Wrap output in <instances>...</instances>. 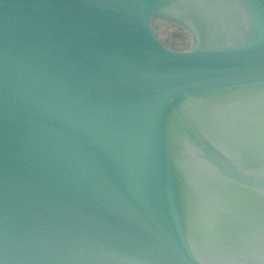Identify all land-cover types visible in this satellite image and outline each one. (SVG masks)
I'll return each mask as SVG.
<instances>
[{
  "label": "water",
  "instance_id": "obj_1",
  "mask_svg": "<svg viewBox=\"0 0 264 264\" xmlns=\"http://www.w3.org/2000/svg\"><path fill=\"white\" fill-rule=\"evenodd\" d=\"M0 264H264V0H0Z\"/></svg>",
  "mask_w": 264,
  "mask_h": 264
},
{
  "label": "rangeland",
  "instance_id": "obj_2",
  "mask_svg": "<svg viewBox=\"0 0 264 264\" xmlns=\"http://www.w3.org/2000/svg\"><path fill=\"white\" fill-rule=\"evenodd\" d=\"M154 28L158 35L161 37V39L169 46L176 48V49H185L191 47L195 42V36L191 29L189 27H186L180 23L164 19L161 17H157L153 21ZM240 106H237L235 110H238ZM232 109L227 110L228 112H225V116L223 118H226L225 120L229 121L228 119L230 116H227L229 114H232V111H235ZM213 114V112H212ZM247 115V113H246ZM214 116V115H213ZM220 116V115H218ZM215 121H218L219 123H224L226 121L218 120L214 118Z\"/></svg>",
  "mask_w": 264,
  "mask_h": 264
}]
</instances>
